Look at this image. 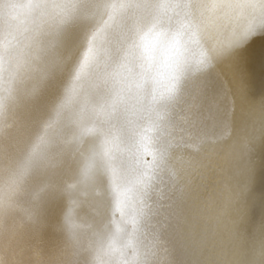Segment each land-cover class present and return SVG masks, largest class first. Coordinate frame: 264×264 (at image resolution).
<instances>
[{"label": "bare ground", "instance_id": "obj_1", "mask_svg": "<svg viewBox=\"0 0 264 264\" xmlns=\"http://www.w3.org/2000/svg\"><path fill=\"white\" fill-rule=\"evenodd\" d=\"M0 264H264V0H0Z\"/></svg>", "mask_w": 264, "mask_h": 264}]
</instances>
